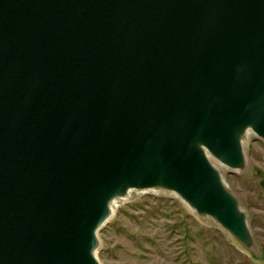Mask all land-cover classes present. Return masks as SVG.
Masks as SVG:
<instances>
[{"label": "water", "instance_id": "obj_1", "mask_svg": "<svg viewBox=\"0 0 264 264\" xmlns=\"http://www.w3.org/2000/svg\"><path fill=\"white\" fill-rule=\"evenodd\" d=\"M252 138L264 0H0V264H101L112 201L149 190L257 256L222 176Z\"/></svg>", "mask_w": 264, "mask_h": 264}, {"label": "rangeland", "instance_id": "obj_2", "mask_svg": "<svg viewBox=\"0 0 264 264\" xmlns=\"http://www.w3.org/2000/svg\"><path fill=\"white\" fill-rule=\"evenodd\" d=\"M250 171H222L247 212L259 254L243 249L226 231L204 221L180 199L141 192L120 204L98 231L101 264H264V141L248 143Z\"/></svg>", "mask_w": 264, "mask_h": 264}, {"label": "bare ground", "instance_id": "obj_3", "mask_svg": "<svg viewBox=\"0 0 264 264\" xmlns=\"http://www.w3.org/2000/svg\"><path fill=\"white\" fill-rule=\"evenodd\" d=\"M249 138H251V137H249ZM222 169L224 171L227 170L226 167H222ZM247 170L250 171L249 165H248ZM246 171L244 173H246ZM149 191L151 193L160 194V195L165 193V192H161V191H158V190H149ZM138 195H139V192H136V191L131 192L130 191L124 198H119V199H116V200L112 201V203L110 205L111 214H110V217L108 218V221L113 217V215L115 214V212H116L117 208L120 206V204H122L124 202H127V201H131L132 199L136 198Z\"/></svg>", "mask_w": 264, "mask_h": 264}]
</instances>
